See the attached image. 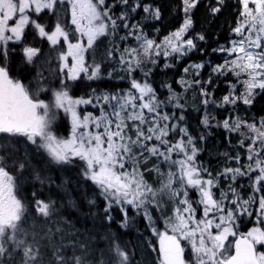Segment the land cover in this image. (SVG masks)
Segmentation results:
<instances>
[{
  "label": "rangeland",
  "instance_id": "374dc122",
  "mask_svg": "<svg viewBox=\"0 0 264 264\" xmlns=\"http://www.w3.org/2000/svg\"><path fill=\"white\" fill-rule=\"evenodd\" d=\"M30 1L39 9L44 7L38 0ZM106 1H67V14L74 10L76 2L88 4L87 23L96 34L94 38L85 35L80 37L75 32V22L70 17L64 18L63 30L68 41H77L79 44V39L83 41L75 58L86 70L73 72L69 66L63 72V79L69 77L74 83L75 79L82 77L79 81L106 80L124 85L135 72L145 76V69L158 63H161L162 69L172 68L171 62L188 58L191 51L195 50L193 39L184 37V28L165 36H160L156 31H150L149 37H145L142 30L139 33V27L144 22L159 18L157 9L147 6L144 15L134 16L132 20L130 11L123 10L118 16L120 8L115 4L109 8ZM242 1L245 21L235 28L222 57L236 64L237 61H243L253 70V77L261 86L264 85V0ZM97 3L103 8H98ZM193 67L197 69L198 66ZM190 72L198 73V70H185L183 75H189ZM180 83L189 85L186 77ZM69 85L63 87L57 98L61 112L67 116V122L63 124L67 128L65 135L49 134L43 139L44 145H41L42 141L37 139L40 134L36 131H52L55 121L52 120L49 124L39 122L30 135H5L0 139V162L7 157L12 158L16 167L12 168L10 180L18 185V193H9L6 206L0 207V230L11 229L23 239L28 236L16 210L19 205L15 197L22 195L24 186L35 184L23 172L32 167L34 155L47 160L42 164L45 172H50V163L58 168L63 156L78 157L83 158L91 168L99 167L100 178L114 180L112 184L123 191H130L133 187L135 193L156 204L162 224L158 226L154 223L146 208L145 217L154 239L139 236L137 240L143 264H187L185 255L175 252L174 245L169 247L171 252L163 251L164 240L172 237L180 243L190 238L191 242L197 244L194 241L196 235L202 236L204 241L217 249L214 251L207 244L208 252L218 254L221 261L218 262L216 256L207 258V261L199 258L203 260L201 263L197 258L205 256V251L201 246L196 249L194 245L191 247L190 260L195 261V264H222L230 254L237 230L242 228L239 221L245 219L251 222L255 221L256 216H264V190L261 189L264 187L261 185L264 182V151L253 150V156L248 158L252 159L251 166L255 157L260 158L262 166H258L257 174L253 167H248L250 174L245 170L248 160L241 166L225 163L218 155L214 163L198 167L195 155L201 153L203 142H195L185 130L180 137L177 136L175 143L166 141L169 135L166 107L175 109V95L187 98L180 91L175 93L170 87L164 88L175 95L167 93L166 101H160L154 87L139 80L134 85L135 91L129 86H123L115 92L99 90L84 98H73L71 103L67 101L71 95ZM185 90L182 88V93ZM59 115L58 110L53 111L51 119L58 120ZM143 165L150 169L148 173L151 180H157L156 187L145 183V174L143 177L140 170ZM42 178L45 180L44 176ZM62 181H51L47 187L41 188L49 197L50 188L63 191L62 185L67 194L68 190ZM187 184L197 191L200 212L187 200ZM32 188L35 189V186ZM30 197L31 194H28L27 202H31ZM209 197L215 200L214 206L206 201ZM49 202L47 199L43 203L42 209L46 213L52 212ZM127 204L128 201L125 202ZM137 236L138 233H135L134 237ZM248 236L256 244L264 242V231L260 227L252 228ZM3 241L0 236V242ZM7 242L14 243L15 240ZM1 252H6V249L0 248ZM259 257L261 264H264L261 254Z\"/></svg>",
  "mask_w": 264,
  "mask_h": 264
},
{
  "label": "trees",
  "instance_id": "16d2710c",
  "mask_svg": "<svg viewBox=\"0 0 264 264\" xmlns=\"http://www.w3.org/2000/svg\"><path fill=\"white\" fill-rule=\"evenodd\" d=\"M150 2L158 9L159 19L144 22L141 26L143 34L156 31L165 36L181 29L187 22L185 37L193 39L195 50L188 58L171 62L172 68L162 69L158 63L146 68L145 76L135 72L124 85L105 80L88 84L78 82V94L87 93L89 88H106L115 92L129 86L134 90L139 80L151 84L160 101H166L167 93L175 95L164 88L170 87L175 93L180 91L187 98L175 95V109L166 107L169 120L166 141L175 143L177 136L180 137L185 130L195 142L204 143L201 153L195 155L198 167L214 163L218 155L225 163L241 166L248 160L245 165L247 173L250 174L248 167H253L255 174L259 173L260 158L255 157L252 166V159L248 158L253 156V150L264 151V85L256 83L253 70L243 61L236 64L222 57L235 28L245 20L243 1L146 0V3ZM137 15H141V10ZM193 65H197V69ZM185 70H198V73L190 72L184 76ZM184 77L188 86L180 83ZM182 88L186 89L184 93ZM56 132L65 135L67 131L62 125ZM42 164L35 159L30 170H25L29 179L35 182V189L27 188L23 192L39 191L34 194V199L51 200L52 212L38 210L32 204L27 217L29 222L22 223L28 234L24 239L11 229L0 230L1 241L4 240L0 242V248L6 249L0 253V264H71L77 254L83 264H143L134 234L154 239L142 218L143 200L136 199L137 208H128L124 217L119 206L110 204L114 200L111 196L115 193L114 188L108 182L98 180L92 187L81 162L72 168L63 167L60 172L51 169L45 172ZM144 174L146 183L154 187L158 185L148 172ZM53 175L56 182L64 181L67 194L61 185L63 191H53L49 197L45 195L41 187H46ZM197 195L196 189L187 184V200L200 212ZM130 196L135 199L137 195L132 193ZM152 214L160 225L159 215L155 211ZM13 239L14 243L7 242ZM191 241L188 239L185 243L188 264L196 263L190 260L193 245L196 249L201 246L205 251L204 258L200 256L198 261L199 258L207 261V258L216 256L220 261L218 254L208 252V247L214 251L216 248L204 238L195 237L197 244Z\"/></svg>",
  "mask_w": 264,
  "mask_h": 264
},
{
  "label": "flooded vegetation",
  "instance_id": "af4514ba",
  "mask_svg": "<svg viewBox=\"0 0 264 264\" xmlns=\"http://www.w3.org/2000/svg\"><path fill=\"white\" fill-rule=\"evenodd\" d=\"M38 1L43 8L35 7L30 0H0V68L7 73L10 84L21 85L40 107L43 103L47 112L60 111L57 98L63 87L71 84L69 92L78 95L75 88L82 82L79 81L82 77L74 83L69 77L63 79V72L69 66L73 72L86 70L75 58L83 41L79 39L80 44L68 41L63 30L64 18L70 17L75 22V32L80 37L86 35L87 28L91 29L87 23L88 4L76 2L74 10L67 14L68 0ZM91 92L89 88L80 95L87 96ZM8 174L7 168L0 167V207L8 202Z\"/></svg>",
  "mask_w": 264,
  "mask_h": 264
},
{
  "label": "water",
  "instance_id": "95a60500",
  "mask_svg": "<svg viewBox=\"0 0 264 264\" xmlns=\"http://www.w3.org/2000/svg\"><path fill=\"white\" fill-rule=\"evenodd\" d=\"M0 78L7 79L1 69ZM2 85L0 82V87ZM20 90V86H16L15 94L10 98L7 95L2 97L0 90V133L24 132L36 120V103L29 100ZM209 202L213 205L211 199ZM224 264H259L254 243L246 236H238L234 241L233 254Z\"/></svg>",
  "mask_w": 264,
  "mask_h": 264
},
{
  "label": "bare ground",
  "instance_id": "6f19581e",
  "mask_svg": "<svg viewBox=\"0 0 264 264\" xmlns=\"http://www.w3.org/2000/svg\"><path fill=\"white\" fill-rule=\"evenodd\" d=\"M148 1V0H147ZM146 2V1H145ZM152 2V1H151ZM154 8V7H153ZM158 10V9H157ZM159 19V18H158Z\"/></svg>",
  "mask_w": 264,
  "mask_h": 264
}]
</instances>
